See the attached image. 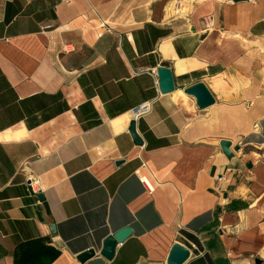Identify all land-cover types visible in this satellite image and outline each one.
I'll list each match as a JSON object with an SVG mask.
<instances>
[{
	"label": "crops",
	"instance_id": "1",
	"mask_svg": "<svg viewBox=\"0 0 264 264\" xmlns=\"http://www.w3.org/2000/svg\"><path fill=\"white\" fill-rule=\"evenodd\" d=\"M257 151L264 0H0V264H165L173 244L183 264H264Z\"/></svg>",
	"mask_w": 264,
	"mask_h": 264
},
{
	"label": "water",
	"instance_id": "2",
	"mask_svg": "<svg viewBox=\"0 0 264 264\" xmlns=\"http://www.w3.org/2000/svg\"><path fill=\"white\" fill-rule=\"evenodd\" d=\"M158 91L160 94L165 95L174 91L173 77L168 68L160 67L156 69ZM184 93L192 97L199 109H205L213 104L214 100L212 95L207 90L205 85L201 82L193 84L184 89ZM129 134L136 145H140L141 141L137 137L134 131V122L129 125ZM219 146L226 157L231 155L229 151L230 142L221 140ZM233 150H238V146H235ZM122 161H116L115 165L121 164ZM247 167L250 164L246 165ZM38 198H42L38 195ZM132 230L129 226H125L120 230L114 232L112 235L106 237L102 242V247L99 251V255L104 259L110 261L114 256V251L117 244L122 243L130 234ZM94 256L93 250H87L76 257V260L80 263H84L88 259ZM189 257V251L180 244H173L169 250L165 264H183Z\"/></svg>",
	"mask_w": 264,
	"mask_h": 264
},
{
	"label": "built area",
	"instance_id": "3",
	"mask_svg": "<svg viewBox=\"0 0 264 264\" xmlns=\"http://www.w3.org/2000/svg\"><path fill=\"white\" fill-rule=\"evenodd\" d=\"M65 2L69 3L70 0H64ZM151 105H152V102L151 101H146V102H143L139 105H137L136 107H134L131 111H130V117H131V120L134 121L142 116H145L147 115L150 110H151ZM142 183H144L143 179L140 180ZM28 185L30 186V188L32 189V183L31 181L29 180L28 181Z\"/></svg>",
	"mask_w": 264,
	"mask_h": 264
},
{
	"label": "bare ground",
	"instance_id": "4",
	"mask_svg": "<svg viewBox=\"0 0 264 264\" xmlns=\"http://www.w3.org/2000/svg\"><path fill=\"white\" fill-rule=\"evenodd\" d=\"M174 100H182V101H184V102H186V100H187V97H186V95L182 92V91H177L176 93H175V95H174ZM179 104V103H178ZM191 109H192V107H191ZM256 155V154H255Z\"/></svg>",
	"mask_w": 264,
	"mask_h": 264
},
{
	"label": "rangeland",
	"instance_id": "5",
	"mask_svg": "<svg viewBox=\"0 0 264 264\" xmlns=\"http://www.w3.org/2000/svg\"><path fill=\"white\" fill-rule=\"evenodd\" d=\"M257 153H259V156H260V157L264 158V156L261 154L262 152L257 151Z\"/></svg>",
	"mask_w": 264,
	"mask_h": 264
}]
</instances>
